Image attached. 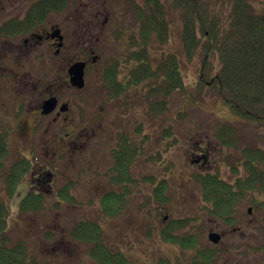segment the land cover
<instances>
[{
    "label": "rangeland",
    "instance_id": "1",
    "mask_svg": "<svg viewBox=\"0 0 264 264\" xmlns=\"http://www.w3.org/2000/svg\"><path fill=\"white\" fill-rule=\"evenodd\" d=\"M33 1L35 0H0V24L11 18H22ZM214 1L224 2V0ZM250 4L255 12H264V0H250ZM124 6L121 1L116 2V0H73L61 12L49 14L41 24L33 29L48 25L59 27L65 39L66 49L57 57H54L52 53H47L48 69L44 71L33 68V72L24 75L19 68L22 65L19 62H23L24 57L7 53L1 62L6 69L0 71V126L6 113H12L14 107L25 110L38 102L37 96L35 97L30 87L34 81L47 86L55 80L63 79L64 65L89 51H94L96 61L90 64L86 71L84 91L81 96L80 92H72L71 95L67 93L66 96L72 100L76 112L88 116L98 112L103 100H99L92 94L100 82L99 72L103 65L112 64L114 58L126 54L122 53L124 51L123 38L116 39L115 35L123 29L122 32L126 36L136 29L135 16L128 7ZM168 20L170 35L164 51L173 52L177 56L185 88L184 92L175 91L167 98V110L164 115L157 117L158 120L165 121L176 115L178 119L176 134L178 142L171 147L168 141V153L164 152V160L166 158L174 160H172L174 179L168 181L166 201L160 203L149 200L150 193L146 188L141 194H132L124 210L108 217L102 215L100 209L95 208V202L89 200L64 201L54 194L53 192L57 191L61 185L59 174L55 172L58 169H55L51 183L53 192L40 191L45 195L46 208L38 212L19 214L18 200L22 194H14L9 199L4 196L1 180L6 169L0 168V196L7 200L9 232L12 238H23L32 248H40L42 243H46L47 252L57 254L61 258H70L75 264H93L86 255V247L72 240L69 230L74 223L80 220H97L101 225L105 242L112 248H119L140 264H157L165 258L169 260L165 264H189L191 251L180 249L176 243L164 241L160 233L171 219L198 214L201 204L200 193L198 186L191 180V175L198 171L211 172L226 181L233 180L235 174L230 173V168L225 162H221V156L229 155V162H231L241 148L251 144L258 145L262 131L236 119L210 88L199 89L198 71L202 53H197L196 56L187 59L181 51L180 22L177 13L171 12ZM160 54L151 53L152 59ZM212 64L216 66L215 62ZM31 65L32 60L30 59L26 67ZM82 97L84 100H81ZM156 99L161 98L158 96ZM131 108L130 113L148 114L146 105L143 103H138V106L133 105ZM221 127L233 129L236 151L231 147L221 146L219 143L218 152L214 155L215 163L212 162L216 164L215 167L202 168L192 165L190 160L196 158L201 152L202 142L196 143V141L202 138L209 140L210 136H215L214 133ZM11 131L12 136H17L15 129H10ZM154 139L155 136H153ZM7 141L8 157L13 158L19 155L30 159L28 153L20 152L14 147L18 144L17 139L15 141L9 136ZM35 157L43 163L47 161L46 155L41 152L35 153ZM10 160L14 159H7L6 164ZM30 170H34V167ZM31 176L28 174L26 179L22 180L25 188L32 182L33 176ZM87 191L90 190L86 189ZM254 199L264 204V195L247 194L239 206L240 220L235 224L238 227L235 232L229 227L225 228L223 223L204 216L205 223L201 228L200 245L211 246L207 240V233L210 230L226 229L224 231H227L220 243L212 246L217 249V257L213 264H264V250H259L260 246H264V215L260 210L261 205L258 206L252 202ZM54 201L60 202L61 206L58 209L51 206ZM64 206L69 207L65 209ZM248 208L252 209L250 214H247ZM164 216L166 218H163ZM45 233L52 234V236L45 238Z\"/></svg>",
    "mask_w": 264,
    "mask_h": 264
},
{
    "label": "trees",
    "instance_id": "2",
    "mask_svg": "<svg viewBox=\"0 0 264 264\" xmlns=\"http://www.w3.org/2000/svg\"><path fill=\"white\" fill-rule=\"evenodd\" d=\"M71 1L73 0H35L29 4L22 18L7 20L1 25L0 31L2 29L7 34L27 32L41 24L49 14L61 12ZM120 1L132 11L137 24L136 29L128 35L125 36L123 29L115 35L116 39L123 38L122 53L127 54L122 63L116 61L105 65L102 70V88L107 95L118 101V93L127 90L119 83H144V104L148 114L164 115L167 98L175 91L184 92L185 84L179 60L173 52L164 51L170 35L168 15L176 12L180 22L182 53L187 59L202 53L198 71L199 89L210 88L236 119L262 131L258 145L251 144L241 148L231 162L229 155L223 157L222 161L230 168V173L235 174L233 180L226 181L209 172H194L191 180L199 188L201 203L198 214L171 219L161 230L160 236L164 241L176 243L180 249L191 251L189 264H213L217 257V249L212 247L215 245L210 242L211 246L200 245L204 216L235 226L240 220L238 210L244 197L247 194L264 195V12H255L250 0H116ZM154 52L161 54L152 59L151 53ZM121 64L135 69L122 72L123 79L120 81L117 76L121 71L115 68ZM112 83L115 86H110ZM158 96L160 100L156 99ZM140 102V94L130 97L132 105L136 103L138 106ZM169 131L168 126L163 130V136L169 137ZM232 131L231 127L221 128L222 134L216 135L222 146L236 151ZM8 156L7 133L2 132L0 162L8 159ZM160 160L166 166L163 171L171 167L172 163L167 158ZM0 168L6 169L1 180L4 196L9 199L14 194H22L18 200L19 214L46 208L45 195L33 186V182L25 191H21V187H25L22 180L28 174L32 175L28 159L22 158L4 166L0 163ZM131 183L132 194L139 185H134L133 180ZM147 190L150 192L149 200L165 202L168 180L162 178L153 186L152 191ZM56 194L61 196L60 189ZM252 202L261 205L260 210L264 215V204L256 199ZM128 204V201H102V212L107 216H114ZM51 206L58 209L61 205L54 201ZM8 216L7 200L0 196V264H75L70 258H61L47 252L46 243H42L40 248H32L25 239L12 238ZM69 235L72 240L86 247V255L93 264H140L119 248H112L105 242L97 220H80L74 223ZM51 236L52 234L45 233L44 237ZM259 250H264V246H260ZM167 262L169 260L165 258L157 264Z\"/></svg>",
    "mask_w": 264,
    "mask_h": 264
},
{
    "label": "flooded vegetation",
    "instance_id": "3",
    "mask_svg": "<svg viewBox=\"0 0 264 264\" xmlns=\"http://www.w3.org/2000/svg\"><path fill=\"white\" fill-rule=\"evenodd\" d=\"M2 24L3 22L0 27ZM57 35H61L62 39L59 40ZM65 49L64 36L57 26H41L22 34H7L3 33L1 29L0 71L6 69L1 65V62L7 53L24 57V61L19 62V64L22 63L19 68H21V73L25 75L33 72V68H39L43 71L48 69L47 53H52L54 57H57L64 53ZM93 53L94 51H89L65 64L63 79L55 80L54 83H49L47 86L34 81L30 87L34 91L35 97L37 96L38 102L25 110L14 107L12 113H6V117L0 126V133L6 132L7 139L9 136L15 141L17 139L18 144L14 147L20 152H26L30 155V159H26L30 161V167H34L32 170L33 186L52 193L53 174L58 172L61 181L60 188H58L62 200L95 202L96 207H93L97 210L100 209V213L105 215L102 212V201H129L132 194H141L146 188L152 191L153 186L162 178L168 181L174 179L172 165L163 171V167L166 166L160 159L164 157V152L168 153V141H170L171 147L178 142V136H176L178 119L176 115L164 121L157 119V117L162 116L161 114L130 113L131 106L136 105V103L133 105L130 103L131 96L136 97L137 94H140L142 101L140 103L144 104L145 84L136 85L132 82L122 81L119 85L126 87L127 90L118 93V102L103 91L101 79L102 70L105 69L104 65L99 72L100 82L92 94L99 100H103L99 111L90 116L76 112L72 100L66 94L71 95L72 92H80L81 96L86 86V71L89 65L96 61V55ZM120 56L114 58L112 63L116 61L122 63L125 60V54ZM30 59L32 65L26 67V63ZM76 61L84 63V85L81 88L71 84L68 73V67ZM115 69L121 71L117 76V79L121 81L123 79L122 72L135 68L121 64L120 66L117 65ZM110 86L115 85L112 83ZM112 95H114V91H112ZM49 98L54 99L53 109L49 113H43L42 106ZM81 100H84L83 97ZM168 126L170 127V136L165 137L163 130ZM221 128L224 129V127ZM221 128L214 133L215 136H210L209 140L202 138L196 141V143L202 142V146L200 154L190 160L192 165L202 168L216 166L214 155L218 152L219 143L222 146L216 134H227L224 131L221 133ZM10 129H15L14 132L17 136H12ZM153 136H155L154 140ZM210 145L213 146L210 147ZM7 150L9 151L8 145ZM38 152L46 155V163L37 160L35 153ZM223 157L222 155L220 158L221 162ZM22 158L25 157L19 155L13 158L8 157V159H14L10 160L8 164ZM172 160L170 158L173 164L174 160ZM5 161L0 163L5 165ZM212 162L214 163L212 164ZM132 180L134 185H139V188L134 189L131 194ZM86 189L90 191L86 192ZM22 190L25 191L26 188L21 187ZM53 193L56 194L57 191ZM64 207L66 209L69 206ZM247 214L250 213L247 211ZM224 225L225 228L229 227L231 231L238 230L236 226ZM224 230L217 229L209 232L219 233L221 241L227 234V231Z\"/></svg>",
    "mask_w": 264,
    "mask_h": 264
},
{
    "label": "water",
    "instance_id": "4",
    "mask_svg": "<svg viewBox=\"0 0 264 264\" xmlns=\"http://www.w3.org/2000/svg\"><path fill=\"white\" fill-rule=\"evenodd\" d=\"M58 39L61 40L62 36L57 35ZM68 73L70 75V82L73 86L77 88H81L84 85V79H83V74H84V63L76 61L73 64H71L68 67ZM54 106V99L49 98L44 102V105L42 106L43 113H49ZM248 213L251 212V208H248ZM207 238L211 243H218L220 241V234L217 232H209L207 234Z\"/></svg>",
    "mask_w": 264,
    "mask_h": 264
}]
</instances>
